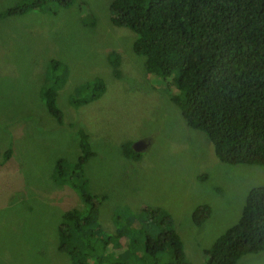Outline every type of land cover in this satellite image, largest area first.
I'll use <instances>...</instances> for the list:
<instances>
[{
	"label": "rangeland",
	"instance_id": "1",
	"mask_svg": "<svg viewBox=\"0 0 264 264\" xmlns=\"http://www.w3.org/2000/svg\"><path fill=\"white\" fill-rule=\"evenodd\" d=\"M24 1L0 0V10ZM111 1L74 0L67 6L51 1L43 11L0 17V183L7 172L21 169L22 161L32 181L40 178L28 145L39 154L54 149L58 153L53 158L58 154L74 162L85 140L94 154L81 170L90 180L86 187L100 199L98 216L110 239L117 235V215L132 220L134 232L148 230L145 242L148 236L159 237L147 220L164 226L168 213L183 237L189 264L203 263L204 249L239 218L249 189L264 184V166L218 160L208 136L190 129L168 100L171 80L146 78L151 76L144 60L132 48L135 32L109 19ZM113 54L119 59L114 68L119 77L109 63ZM100 82L105 87L97 98L79 103ZM43 89H59L61 123L46 110ZM140 139L148 142L147 148L127 156ZM8 148L11 156L4 158ZM29 188L35 197L26 193V186L7 203L0 195V264H45L41 258L70 264L55 251L45 257L49 247L41 248L42 241H48L51 219L53 233L59 210L83 211L86 205L70 186L52 185L45 178ZM45 198L56 213H50ZM201 204H208L211 212L197 227L191 213ZM102 248L97 242L88 257ZM144 253L150 262L155 258L151 251ZM241 258L238 264H264V251Z\"/></svg>",
	"mask_w": 264,
	"mask_h": 264
},
{
	"label": "trees",
	"instance_id": "2",
	"mask_svg": "<svg viewBox=\"0 0 264 264\" xmlns=\"http://www.w3.org/2000/svg\"><path fill=\"white\" fill-rule=\"evenodd\" d=\"M51 1L66 6L74 2L28 0L0 10V17L21 15L32 9L43 11ZM109 6L111 22L135 32L132 48L144 60L146 73L151 76L146 78L171 80L173 89L166 94L168 100L180 110L188 127L208 136L218 160L230 165L264 166V0H112ZM109 63L119 77V71L114 69L118 56L111 55ZM104 87L103 82L98 83L79 103L96 99ZM145 89L141 83L139 92L143 94ZM58 90L43 89L42 97L48 113L61 123L62 111L56 103ZM73 102L77 103L75 99ZM79 146L81 154L69 162L58 154L53 158L58 153L54 149L44 148L39 154L28 145L36 155L34 168L40 178L32 181L23 161L21 169L1 178L0 195L6 203L23 193L25 186L26 193L35 197L29 185L45 178L52 185L70 186L86 205L83 211L59 210L53 218V233L48 227L52 219L48 221V241H42L41 248L48 246L49 251L43 255L48 257L50 251H55L59 259L67 257L70 264H189L182 238L168 213L164 226L146 222L156 227L154 232L159 235L151 236L155 243L151 262L144 253L149 251L143 242L148 230L134 232L137 229L132 220L117 215V235L110 239L99 220L100 199L86 187L90 180L81 170L94 151L85 140ZM11 153L8 148L2 155L8 158ZM132 155L138 153L130 151L127 156ZM46 200L50 213H56L53 203ZM210 209L208 204L195 207L191 214L193 223L200 226ZM97 242L102 243V250L95 257H88L93 255L88 251L94 252ZM124 242L126 245L122 246ZM263 251L264 184L248 191L238 220L204 249L205 259L200 264H237L241 257ZM41 261L51 264L45 258Z\"/></svg>",
	"mask_w": 264,
	"mask_h": 264
},
{
	"label": "clouds",
	"instance_id": "3",
	"mask_svg": "<svg viewBox=\"0 0 264 264\" xmlns=\"http://www.w3.org/2000/svg\"><path fill=\"white\" fill-rule=\"evenodd\" d=\"M186 124V123H185ZM187 125V124H186ZM190 128V127H189ZM191 129V128H190ZM194 131H196V130H194ZM198 132H200V131H198ZM140 140H142V139H140ZM138 141V140H137ZM132 142H134L133 140H132ZM136 142V141H135ZM147 144H148V142H147ZM130 148H131V145H130ZM147 148V147H146ZM131 150H132V152L133 153H138V155H139V153H141V152H135L134 150H133V148H131ZM129 154V153H128ZM127 154V155H128ZM138 155H132V156H138ZM131 157V156H130ZM237 165H244V164H237ZM253 188V187H252ZM251 189V188H250ZM249 189V190H250ZM248 193V192H247ZM192 214V213H191ZM209 217V216H208ZM206 220V219H205ZM238 220V219H237ZM235 223V222H234ZM233 223V224H234ZM194 224V223H193ZM195 225V224H194ZM174 226H175V224H174ZM196 226V225H195ZM231 226V225H230ZM229 226V227H230ZM197 227H199V226H197ZM228 227V228H229ZM175 228H176V226H175ZM176 230H177V228H176ZM177 232L178 233H180L178 230H177ZM180 236L182 237V235L180 234ZM183 238V237H182ZM145 245H146V248H148V250L149 251H151L152 250V248L155 246V243H154V241H153V238L151 237V236H148L147 238H146V240H145ZM241 261V259L238 261V262H240ZM238 264V263H237Z\"/></svg>",
	"mask_w": 264,
	"mask_h": 264
},
{
	"label": "water",
	"instance_id": "4",
	"mask_svg": "<svg viewBox=\"0 0 264 264\" xmlns=\"http://www.w3.org/2000/svg\"><path fill=\"white\" fill-rule=\"evenodd\" d=\"M147 147V142L144 140H138L133 143L132 148L135 152H141L144 151Z\"/></svg>",
	"mask_w": 264,
	"mask_h": 264
},
{
	"label": "bare ground",
	"instance_id": "5",
	"mask_svg": "<svg viewBox=\"0 0 264 264\" xmlns=\"http://www.w3.org/2000/svg\"><path fill=\"white\" fill-rule=\"evenodd\" d=\"M210 212H211V209H210Z\"/></svg>",
	"mask_w": 264,
	"mask_h": 264
}]
</instances>
